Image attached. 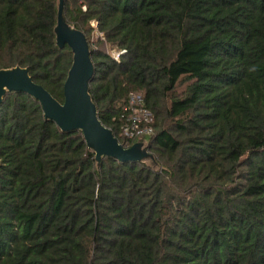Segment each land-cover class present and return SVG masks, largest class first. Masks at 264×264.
<instances>
[{
  "label": "trees",
  "instance_id": "trees-1",
  "mask_svg": "<svg viewBox=\"0 0 264 264\" xmlns=\"http://www.w3.org/2000/svg\"><path fill=\"white\" fill-rule=\"evenodd\" d=\"M58 9L0 0V70L27 67L63 102ZM63 17L87 37L89 92L123 145L119 116L144 95L154 159L99 162L81 130L8 91L0 264H264V0H64Z\"/></svg>",
  "mask_w": 264,
  "mask_h": 264
},
{
  "label": "water",
  "instance_id": "water-1",
  "mask_svg": "<svg viewBox=\"0 0 264 264\" xmlns=\"http://www.w3.org/2000/svg\"><path fill=\"white\" fill-rule=\"evenodd\" d=\"M63 1L59 0L55 28L57 44L60 47L68 45L73 52V62L64 83V101L60 102L43 85L35 82L27 67L16 66L0 70V106L8 91L28 93L41 103L45 116L55 121L63 131L81 130L99 162L104 156L121 162L152 158L142 141L125 146L101 121L89 92L94 74L89 42L83 31L64 20Z\"/></svg>",
  "mask_w": 264,
  "mask_h": 264
},
{
  "label": "built area",
  "instance_id": "built-area-1",
  "mask_svg": "<svg viewBox=\"0 0 264 264\" xmlns=\"http://www.w3.org/2000/svg\"><path fill=\"white\" fill-rule=\"evenodd\" d=\"M115 54L119 56L120 53L116 52ZM119 121L121 122L122 135L127 144L138 138L146 140L154 133V113L146 107L144 95L141 92H130L119 116ZM127 144L125 146H129Z\"/></svg>",
  "mask_w": 264,
  "mask_h": 264
},
{
  "label": "rangeland",
  "instance_id": "rangeland-1",
  "mask_svg": "<svg viewBox=\"0 0 264 264\" xmlns=\"http://www.w3.org/2000/svg\"><path fill=\"white\" fill-rule=\"evenodd\" d=\"M98 35H99V34L96 32V36H98ZM113 53H116V51H113ZM142 142H143V147H144V146H147V141H146V140H143ZM146 160L148 161L149 164L152 163L151 160H150L149 158L146 159Z\"/></svg>",
  "mask_w": 264,
  "mask_h": 264
}]
</instances>
